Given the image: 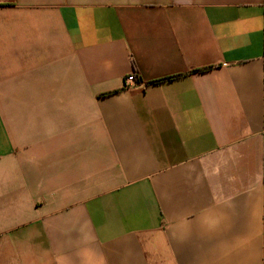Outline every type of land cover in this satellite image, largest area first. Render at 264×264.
I'll list each match as a JSON object with an SVG mask.
<instances>
[{"label":"crops","instance_id":"1","mask_svg":"<svg viewBox=\"0 0 264 264\" xmlns=\"http://www.w3.org/2000/svg\"><path fill=\"white\" fill-rule=\"evenodd\" d=\"M0 264H264V0H0Z\"/></svg>","mask_w":264,"mask_h":264},{"label":"built area","instance_id":"2","mask_svg":"<svg viewBox=\"0 0 264 264\" xmlns=\"http://www.w3.org/2000/svg\"><path fill=\"white\" fill-rule=\"evenodd\" d=\"M127 80H128L129 84H133V83H137V82L143 83V80L139 79L137 72H133V73L129 74L127 76Z\"/></svg>","mask_w":264,"mask_h":264},{"label":"trees","instance_id":"3","mask_svg":"<svg viewBox=\"0 0 264 264\" xmlns=\"http://www.w3.org/2000/svg\"><path fill=\"white\" fill-rule=\"evenodd\" d=\"M169 78H172V77H169Z\"/></svg>","mask_w":264,"mask_h":264}]
</instances>
